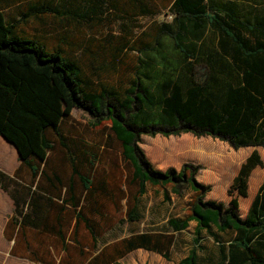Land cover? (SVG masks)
<instances>
[{
    "label": "trees",
    "instance_id": "16d2710c",
    "mask_svg": "<svg viewBox=\"0 0 264 264\" xmlns=\"http://www.w3.org/2000/svg\"><path fill=\"white\" fill-rule=\"evenodd\" d=\"M133 1L126 0L123 8L130 9ZM241 1L172 0L171 20L155 24L150 43L143 42L140 48L142 56L125 64L120 53L125 42L106 47L105 68L128 69L126 83L97 82L92 87L76 61L59 46L47 50L37 39L18 35L15 23L5 19L0 8V136L25 163L30 156L44 158L52 146L47 131L61 138L60 122L71 109L86 111L96 123L106 119L109 137L131 168L135 196L142 194L145 184L159 187L164 199L168 192L179 196L186 188L194 193L183 217L167 219L170 230L181 231L194 221L193 243L200 230L214 237L212 226L217 232L233 230L231 251L220 250L216 264H264V179L245 217L240 219L236 213V196L246 195L249 173L261 165L255 150L240 163L226 190L229 200L224 206L204 199L209 186L195 180L199 166L183 163L177 171L171 167L156 170L138 144L140 135L188 133L226 142L233 149L264 147V10L251 14L240 6ZM102 2L88 0L81 14L77 12L80 4L69 7L67 0L57 6L32 2L29 8L53 14L64 11L83 19L92 9L101 8ZM107 2L121 8L114 0ZM64 41L61 37L60 42ZM141 43L136 41L133 47ZM126 218L137 219L135 210L127 211ZM170 242L171 235L164 231L121 239L107 254L106 264L134 247L165 256ZM195 259L191 248L175 264H196Z\"/></svg>",
    "mask_w": 264,
    "mask_h": 264
},
{
    "label": "rangeland",
    "instance_id": "374dc122",
    "mask_svg": "<svg viewBox=\"0 0 264 264\" xmlns=\"http://www.w3.org/2000/svg\"><path fill=\"white\" fill-rule=\"evenodd\" d=\"M61 1L0 0V8L5 19L13 20L18 35L37 39L44 44L47 50L59 46L65 55L76 61L81 69L82 77L88 81L91 87L97 82L115 85L126 83L129 75L128 69L110 71L105 68L104 64L108 58L107 53H109L106 49L108 45L125 42V47L120 53L123 55L124 63L129 64L130 61L135 60L136 56L144 54L140 48L143 42L150 43V34L154 32L155 24L169 22L172 18L169 9L172 0H135L131 3L130 9L123 8L126 0H114L121 8H113L109 6L107 0H102L101 8L92 9L87 18L83 19L73 18L70 14H65L64 11L60 14H53L37 12L38 8H29L32 2H50L57 6ZM67 1L71 4L69 7H76L77 4H80L78 13L85 12L84 3L88 0ZM206 1L208 2V0ZM211 1L219 4L225 0ZM263 1L243 0L240 6L250 9L251 14H257L260 12L259 10H264ZM138 8H146L147 11L141 13ZM68 9L72 10L73 8ZM62 10L63 8H60V11ZM205 32L207 35L209 34V30H205ZM61 37H64V43L60 42ZM139 40L142 43L137 46L138 48L133 47V44ZM214 41H216V37ZM162 42L168 44L164 39ZM101 45L105 50L101 49L103 48ZM130 46L133 49H130ZM149 53L151 52L149 51ZM108 125L109 122L106 119H101L96 123L86 111L73 108L69 115L61 120L59 129L62 133L74 134L75 139L78 137L85 139L84 147L100 151L98 152L97 167L101 170L109 160L118 161V144L109 137ZM104 134H107L105 138ZM138 144L145 158L156 170L164 171L171 167L177 171L183 163L199 166L194 178L209 186V190L204 194V199L212 197L224 206L228 205L229 200L226 190L245 157L252 150H256L264 158V147L247 146L233 149L226 142L209 136L196 138L188 133L168 137L140 135ZM107 167L109 168V164ZM263 170L264 167L261 164L250 172L247 185H251L253 180L263 173ZM113 171L115 181L118 180L116 178L118 173L125 172L127 174L126 167L121 164L116 169L113 168ZM119 178L121 179V175ZM125 184L130 186L132 192L133 186L126 181V178ZM233 194L235 195L234 192ZM193 195L194 193L186 188L179 196L168 192V198L161 200L160 188L147 184L144 194L136 200L130 199V206L134 208L135 214L139 218L137 224H140V228L165 232L169 231L167 219L183 217L187 213V204L192 200ZM244 199L236 196L237 214L241 213ZM192 231L193 228L189 222L187 227L175 235L173 234L174 242L166 250L165 256L146 253L143 258L128 254L120 259L118 264H174L191 248L195 251L196 264H216L220 257V250H223L225 254L231 251L233 238H230L229 234H215L214 228L211 227L214 237L205 230H200L198 241L193 243Z\"/></svg>",
    "mask_w": 264,
    "mask_h": 264
},
{
    "label": "crops",
    "instance_id": "0c3cea01",
    "mask_svg": "<svg viewBox=\"0 0 264 264\" xmlns=\"http://www.w3.org/2000/svg\"><path fill=\"white\" fill-rule=\"evenodd\" d=\"M46 135L52 146L44 158L30 156L25 163L14 146L0 136V264H106L107 254L119 240L144 232H162L140 228L138 217L126 218V212L134 209L130 199L144 194L147 184L142 194L135 196L137 185L130 179L131 168L121 158L120 150L118 161L109 160L100 170V151L84 147L85 139L66 133L60 138L51 131ZM257 154L264 167L263 156ZM115 164L127 170V174L118 173L117 181L113 179ZM257 177L242 197V210L237 214L240 219L264 179V170ZM125 178L132 184V192ZM160 197L162 200L161 189ZM205 200L215 201L212 197ZM189 222L194 228L195 222ZM177 232L165 231L171 235L169 248ZM214 233L229 234L230 238L235 234L230 229L217 232L215 228ZM146 253L158 254L134 247L115 261L111 258L108 264H118L128 254L144 258Z\"/></svg>",
    "mask_w": 264,
    "mask_h": 264
}]
</instances>
